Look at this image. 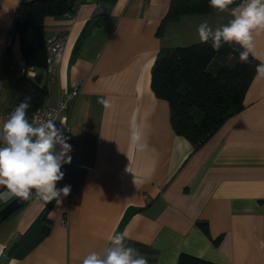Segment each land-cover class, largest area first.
<instances>
[{
  "label": "crops",
  "instance_id": "obj_1",
  "mask_svg": "<svg viewBox=\"0 0 264 264\" xmlns=\"http://www.w3.org/2000/svg\"><path fill=\"white\" fill-rule=\"evenodd\" d=\"M20 1L0 0V111L18 106L26 77L46 86L42 105L76 89L56 124L72 148L56 187L70 185L71 193L59 207L33 198L0 219V264H82L114 233L126 234L125 245L149 264H177L181 253L264 264V77L255 75L244 108L196 149L173 130L168 102L151 87L161 48L197 43L202 21L216 28L230 14H183L158 35L171 0H76L72 11L42 18L45 49L25 46L26 55L14 29ZM96 15L102 23L77 48ZM54 34L65 44L50 80L46 39ZM254 42L264 63V32ZM133 124L143 132V150L131 143Z\"/></svg>",
  "mask_w": 264,
  "mask_h": 264
},
{
  "label": "trees",
  "instance_id": "obj_2",
  "mask_svg": "<svg viewBox=\"0 0 264 264\" xmlns=\"http://www.w3.org/2000/svg\"><path fill=\"white\" fill-rule=\"evenodd\" d=\"M74 0H21L16 13L14 29L21 36V44L33 46L36 52L44 51L42 18L46 15H62L74 9ZM241 0H234L236 6ZM215 11L209 7V0H171L162 18L157 34H161L167 22L183 14H198ZM99 15L91 18L80 36L77 48L84 42L91 30L102 23ZM40 39V40H39ZM238 45L225 44L214 51L211 42H197L188 46L161 48L151 68V87L156 96L166 100L170 109L173 130L184 136L194 147L202 146L232 115L240 112L245 92L257 74L261 62L250 55L249 62L239 60ZM224 56L223 63L212 73L208 65L216 56ZM47 56V52H46ZM45 56V62H46ZM48 90L26 77L25 88L18 105L30 97L28 116L42 105ZM27 201L13 197L0 209V219L8 216ZM200 226L205 230L203 223ZM177 264H220L189 254L181 253Z\"/></svg>",
  "mask_w": 264,
  "mask_h": 264
},
{
  "label": "clouds",
  "instance_id": "obj_3",
  "mask_svg": "<svg viewBox=\"0 0 264 264\" xmlns=\"http://www.w3.org/2000/svg\"><path fill=\"white\" fill-rule=\"evenodd\" d=\"M234 0H209V7L218 12H228L231 19L219 27L213 28L207 20L197 27L199 42H211L214 51L225 44L238 45L239 60L249 62L250 55L255 57V37L264 32V0H241L235 7ZM258 76L264 77V63L257 66ZM30 97L11 112L0 130V202L7 203L13 197L24 201L42 200L46 204L56 201L59 207L63 199L71 193V186L57 188V182L63 180L64 164L71 163V145L55 120L49 117L39 123L29 122L27 110L31 107ZM97 103L105 108L109 100L98 98ZM63 124V122H61ZM143 132L139 125L131 128V143L143 150L141 142ZM59 146V150H57ZM125 235L114 233L109 236V244L102 253L91 252L83 258L82 264H149L146 255L138 249L126 246Z\"/></svg>",
  "mask_w": 264,
  "mask_h": 264
},
{
  "label": "built area",
  "instance_id": "obj_4",
  "mask_svg": "<svg viewBox=\"0 0 264 264\" xmlns=\"http://www.w3.org/2000/svg\"><path fill=\"white\" fill-rule=\"evenodd\" d=\"M76 1V0H74ZM82 1V0H80ZM64 38L59 34H54L46 39V71L50 80L54 79L57 66L61 61V56L64 49ZM19 73L25 75L29 73L28 65L24 60L19 63ZM76 95V89L63 93L56 105H40L34 109L27 117L29 122L39 123L41 120H47L49 117L57 121L64 117L65 113L71 107L72 101ZM15 110L14 106L8 107L0 111V130H2L3 122L8 118L9 114ZM3 146V145H0Z\"/></svg>",
  "mask_w": 264,
  "mask_h": 264
},
{
  "label": "rangeland",
  "instance_id": "obj_5",
  "mask_svg": "<svg viewBox=\"0 0 264 264\" xmlns=\"http://www.w3.org/2000/svg\"><path fill=\"white\" fill-rule=\"evenodd\" d=\"M223 57L224 56H220V55L216 56L212 60V62L208 65V70L214 73L217 70L218 66L223 63L224 60Z\"/></svg>",
  "mask_w": 264,
  "mask_h": 264
}]
</instances>
